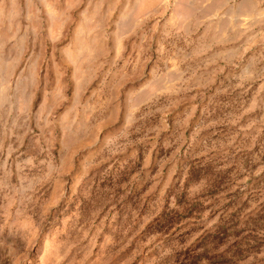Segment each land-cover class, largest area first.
Masks as SVG:
<instances>
[{
  "label": "rangeland",
  "instance_id": "rangeland-1",
  "mask_svg": "<svg viewBox=\"0 0 264 264\" xmlns=\"http://www.w3.org/2000/svg\"><path fill=\"white\" fill-rule=\"evenodd\" d=\"M0 264H264V0H0Z\"/></svg>",
  "mask_w": 264,
  "mask_h": 264
}]
</instances>
